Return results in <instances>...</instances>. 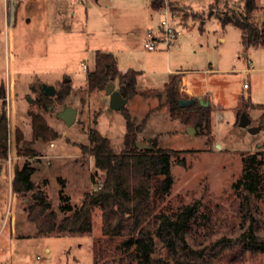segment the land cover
Masks as SVG:
<instances>
[{
    "label": "rangeland",
    "instance_id": "374dc122",
    "mask_svg": "<svg viewBox=\"0 0 264 264\" xmlns=\"http://www.w3.org/2000/svg\"><path fill=\"white\" fill-rule=\"evenodd\" d=\"M83 1L81 4L72 0L73 18L62 22L52 13L56 0H21L15 5L16 20L9 25L4 13L10 11V0H0V86L4 84L6 90L5 103L0 100V113L4 107L8 131L7 157L0 159V264H135L130 258L131 250L121 246L123 237L105 232L98 206L90 211V234L38 237L34 224L26 217L30 194L14 193L11 184L15 168L30 164L35 168L32 182L44 191L51 210L60 219L67 215L59 211L60 190L72 207H79L86 194L102 185L104 172L96 171L93 156L84 153L81 146H88L87 131L92 128L109 139L115 153H121L126 120L121 110L110 109L105 90L86 91L81 63L91 71L96 51L121 52L123 48L111 39L115 34L125 38V47L135 57L133 66L145 70L143 85L161 90L168 78L167 70H181L179 73L184 74L193 92L202 94L198 101L208 102L212 112L210 131L192 126L194 131L190 134V125L172 115L169 106L158 98L137 95L128 99L125 109L135 125L149 113L136 142H156L157 147L176 152L170 162L172 189L164 201L150 200L153 212L171 215L179 206L195 203L194 231L187 236L188 244L195 249L225 237L236 238L251 221L257 233L263 234L264 190L253 198L250 217H245L241 199L233 189L242 173L243 157L257 154L264 159V110L250 105H264V48H244L241 30L229 24L222 27L218 21L219 14L226 10L240 12L242 0H167L163 7L176 16L172 23L181 34L175 47L153 52L142 47L144 26L137 25L138 16L124 10L128 1L135 0ZM103 2L112 4L103 6ZM87 3L98 4L93 9L88 5L86 25L81 8ZM256 3L259 9L250 20L260 24L264 22V7L260 0ZM136 27L141 29L135 32ZM220 37L224 41L219 42ZM65 79L71 82V90L62 102L55 96L39 100L41 83L58 90ZM114 82L119 87L118 81ZM249 93L252 102L247 97ZM242 95L248 104L244 111L251 120L250 126L260 128L255 135L238 127ZM181 97L196 98L187 96L182 89ZM66 106L77 110L70 127L56 116ZM28 111L45 119L56 134L53 140L33 141ZM23 149L34 150L38 156L20 154L18 150ZM261 171L264 172V164ZM161 256L166 264H176L166 249L161 250ZM213 263L264 264V253L236 246L226 249Z\"/></svg>",
    "mask_w": 264,
    "mask_h": 264
},
{
    "label": "trees",
    "instance_id": "16d2710c",
    "mask_svg": "<svg viewBox=\"0 0 264 264\" xmlns=\"http://www.w3.org/2000/svg\"><path fill=\"white\" fill-rule=\"evenodd\" d=\"M240 12L233 9L219 14L218 21L221 26L231 25L239 28L241 44L246 49L264 48V22L258 24L250 20L251 15L259 8L256 0H242ZM164 6L163 0H153L152 7L160 9ZM94 68L86 73V91H104L109 82L118 81L122 97L131 98L156 97L162 104L169 106L172 115L180 117L188 126L207 129L210 131L211 111L208 106L203 107L198 98H193L194 103L180 106L181 76L179 73L170 74L168 82L161 90H136L137 76L140 73L133 69L125 72L118 70L113 54L96 51ZM61 87L56 91L55 98L60 102L70 93L71 82L69 79L62 81ZM5 85L0 86V100L5 103ZM249 101L250 95L247 94ZM49 97L39 95V100L46 101ZM245 96H240L239 108L242 112L247 108ZM253 109L264 110L262 104H250ZM126 120V134L121 153L117 154L110 147V141L103 137L97 130L89 128V144L81 146L84 153L94 158L96 171L104 172L102 185L85 195V200L79 207H72L68 197L59 191V211L65 215L60 219L51 210V203L47 200L44 191L38 188L31 180L35 168L24 163L22 168L16 167L12 180V190L16 194H30L26 208V217L34 224L38 237L49 235L85 236L90 234V211L98 206L102 210L103 228L106 233L123 237L122 248L130 251V258L135 264H166L161 256V250L166 249L169 257L176 264H214L213 261L226 249L242 246L251 252L264 253V233H257L252 221L236 238H222L216 242L195 249L190 247L187 236L194 231L196 221V204L179 206L171 215L164 212H153L150 200L153 202L164 201L169 195L174 180L171 174V158L176 152L157 147L156 142H151L148 148L138 149L135 145L137 133L142 130L148 119L149 113L141 123L135 125L131 115L125 107L121 109ZM31 118L33 141L38 138L48 141L53 140L55 133L48 127L45 119L38 113L28 111ZM264 121V114L261 116ZM239 122V121H238ZM237 122V123H238ZM7 117L4 107L0 113V159L7 157L5 140L7 138ZM22 135L17 136L20 143ZM20 154L28 157L38 156L34 150H18ZM242 173L239 180L233 185L234 191L241 199V210L245 217H250V207L253 198L264 190V172L261 167L264 159H259L257 154L243 157ZM152 202V203H153ZM249 213V214H248ZM252 219V218H251Z\"/></svg>",
    "mask_w": 264,
    "mask_h": 264
},
{
    "label": "crops",
    "instance_id": "0c3cea01",
    "mask_svg": "<svg viewBox=\"0 0 264 264\" xmlns=\"http://www.w3.org/2000/svg\"><path fill=\"white\" fill-rule=\"evenodd\" d=\"M21 0H16V2H14L13 4L11 3V8L9 9L10 11L8 13H4V16L6 15L8 17V24L10 25V21L11 23L13 21L16 20V17H15V5L18 4V2H20ZM88 0H85V2H87ZM97 1V0H96ZM149 1V0H148ZM130 2V4L128 5V8H124V10H129V12H131L130 14H134L135 17L138 16L137 18V25H139L141 28L143 27V35H142V38H141V41H143L146 37V35L148 34V32H157L159 30V27L161 26L162 22L166 19V11L167 13H170V10L168 11L167 8L164 9V7L160 8V9H154L152 7V2H147V3H142L138 0H135V1H128ZM72 0H64L63 2H58V0H56V2H54V4H52V13H53V16L56 18V19H60L62 20H65V18H73V13L71 11V4H72ZM79 3L81 4H84V1L83 0H79ZM98 3H87V6L84 8H81V15L83 16L84 18V21L87 25V21H88V16H89V12H88V5L91 6V9L95 8L97 6ZM103 6H106V5H109V4H112L111 2H103L102 3ZM102 4H99L101 5L100 7H102ZM88 8V9H87ZM101 11V9H100ZM172 13H170V16L169 14L167 15L170 18L174 19L176 18V16H171ZM171 19V20H172ZM141 28H134V31L135 32H138V30H140ZM85 34H88L86 32V30H84ZM56 33V32H55ZM121 34H115L111 39H113V44H116L118 46H121L123 49L121 50V52L119 51H112L111 50H107L106 52H109L111 54H113L114 58H115V61H116V64H117V67H118V70L121 71V72H125L129 69H133L135 71H139L140 73L138 74L137 76V85H136V90L138 92H141V91H145V90H154V89H157V88H151L149 87L148 85H143V81H142V78L144 77V73H145V70L143 69H138V68H135V66H133V60H134V55H132V52H130V50L125 47L126 45H124L126 43V41L124 40L125 38L124 37H121L120 36ZM56 38V37H55ZM219 42L221 41H224V38L223 37H220L219 39ZM175 43L173 45V47H175ZM11 47H12V50H15V42L11 44ZM114 50V49H113ZM102 51V50H100ZM157 51H161V50H157ZM249 71H253V69H248ZM226 71V70H225ZM181 72V70H176V69H172L171 67L167 70V73H168V78L170 76V74H173V73H179ZM180 76H181V89L182 91L187 95V96H195V97H200L202 94H195L193 92V90L187 85V79H185L184 77V74L182 73H179ZM168 78L166 79L167 81L165 83L168 82ZM42 81H45L42 79ZM165 83L163 84V86L165 85ZM140 84H142V86H140ZM250 95V93H249ZM251 97V96H250ZM210 101H211V98H209ZM251 102H252V99H251ZM212 103V101H211ZM252 104H254L252 102ZM257 104V103H255ZM254 104V105H255ZM218 119H220V116L218 115Z\"/></svg>",
    "mask_w": 264,
    "mask_h": 264
},
{
    "label": "water",
    "instance_id": "95a60500",
    "mask_svg": "<svg viewBox=\"0 0 264 264\" xmlns=\"http://www.w3.org/2000/svg\"><path fill=\"white\" fill-rule=\"evenodd\" d=\"M121 88L116 86L115 82H109L105 87V94L109 98V107L112 110L120 111L128 103V98L122 97V95L120 94ZM38 89L40 93L46 97H54L57 91L56 86L48 85L46 83H41L38 86ZM27 100L29 102H32V100L29 97H27ZM199 102L203 107L208 105V102H206L205 104L203 103L202 100H200ZM193 103H194V99L188 98V100H181L179 102V105L188 106L189 104H193ZM76 113H77V110L75 108H73L72 106L71 107L66 106L61 111H58L56 113V116L59 119H61L67 127H70L76 120V117H77ZM250 123H251V120L246 114V112H242L239 117L238 127L247 128L250 134L255 135L260 130V128L256 126L252 127L250 126ZM187 130H188V133L190 134H192V132L194 131L192 126H188ZM135 145L138 149L148 148L147 144H143L140 141L136 142ZM217 147L219 148V146Z\"/></svg>",
    "mask_w": 264,
    "mask_h": 264
},
{
    "label": "built area",
    "instance_id": "2783aa9c",
    "mask_svg": "<svg viewBox=\"0 0 264 264\" xmlns=\"http://www.w3.org/2000/svg\"><path fill=\"white\" fill-rule=\"evenodd\" d=\"M152 2L153 0H149ZM167 0H163L166 2ZM16 0H10V3H14ZM261 6L264 7V0H260ZM166 13V19L162 22L159 30L157 32H148L146 38L142 41V47H144L147 51L153 52L157 50H170L173 47L174 43L177 41L179 35L181 34L180 29H178L173 23L172 18L169 19L167 16L170 13ZM171 16H174L171 14ZM83 72L86 74L88 71V66L81 63ZM244 87H247L246 84Z\"/></svg>",
    "mask_w": 264,
    "mask_h": 264
}]
</instances>
